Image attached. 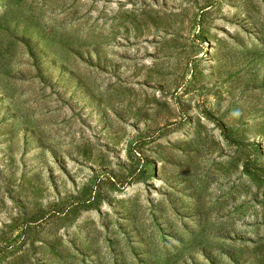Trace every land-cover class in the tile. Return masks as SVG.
<instances>
[{"label":"rangeland","instance_id":"rangeland-1","mask_svg":"<svg viewBox=\"0 0 264 264\" xmlns=\"http://www.w3.org/2000/svg\"><path fill=\"white\" fill-rule=\"evenodd\" d=\"M0 264H264V0H0Z\"/></svg>","mask_w":264,"mask_h":264}]
</instances>
